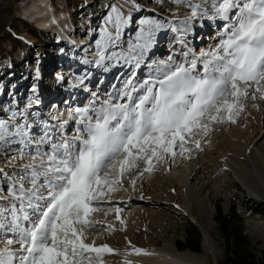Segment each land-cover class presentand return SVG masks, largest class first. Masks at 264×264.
Segmentation results:
<instances>
[{
    "label": "snow or ice",
    "instance_id": "snow-or-ice-1",
    "mask_svg": "<svg viewBox=\"0 0 264 264\" xmlns=\"http://www.w3.org/2000/svg\"><path fill=\"white\" fill-rule=\"evenodd\" d=\"M169 2L177 5L172 18L142 20L127 44L123 28L131 16L111 6L92 63L128 74L106 98L82 76L76 86L90 93L88 104L70 109L57 124L30 111L32 100L24 109H5L0 148L16 153L11 160L27 162L14 165L11 175L0 169V264H105L114 249L88 243L89 230L99 223L93 214L112 202L126 175L151 174L190 155L214 125L237 123L249 103L258 108L256 102L264 101V0ZM131 7L141 10L136 3ZM179 7L189 10L182 18ZM205 21L216 27L217 39L197 51L189 36ZM162 31H170L179 47L165 60H151ZM121 211L115 208L118 220Z\"/></svg>",
    "mask_w": 264,
    "mask_h": 264
},
{
    "label": "bare ground",
    "instance_id": "bare-ground-1",
    "mask_svg": "<svg viewBox=\"0 0 264 264\" xmlns=\"http://www.w3.org/2000/svg\"><path fill=\"white\" fill-rule=\"evenodd\" d=\"M11 1L13 0H2V4L0 5V33H2V26L8 28L11 26L10 23H5V21L9 20L8 16ZM52 1L53 0H38L33 6L28 7L27 10L25 9V12L23 11L24 16L22 19L31 23L37 30L47 32L50 35L56 34L60 39H65L64 41L67 40V43L71 40V42L78 44L75 46L76 49H79V51L84 50L80 55V61L78 63L70 56L72 52L69 51V47L63 52V56L65 57L67 54V61H72L73 65L69 68H59V66H57L56 72H58L57 75L60 76V78H58L61 81L59 80L60 83L58 86L55 81L53 86L51 84V95L49 97H53V99L51 100V98L42 95L40 83L41 76H31L30 72L26 69L19 78L15 74L17 64H15L14 61H12L11 65L10 62H6L8 68L3 72L1 71L3 61H1L0 57V89L4 91L9 88L8 91L11 93L12 100L16 102V105L18 104L17 109H24L29 103V100H32L33 104L30 111L39 112V119L43 120H48L45 119V115L48 117V114H43L41 110L42 106L47 104V101L51 104H55L56 101H54V99L56 100L60 93L62 95L63 92L61 89L63 88V91L65 90L67 94L76 93L75 90L81 87L76 86L79 77L88 76L89 79L92 78V80L95 81L99 76L105 75L106 81L109 82L113 77L116 79L118 76L117 73L121 71L118 69L117 71L111 70L108 72V75L104 74L103 71H99V68L92 63V61L96 59L95 52L91 53L94 49L91 46L89 47L87 40L82 41L77 38V30H75V32L73 31V33L70 32L72 27L70 21H65L63 12L53 8ZM125 7L131 11L133 10V14H138L139 12L131 7L130 3L125 2ZM102 11L103 9L100 8L96 10V13L100 14L101 12L102 16ZM94 22L97 21H91L89 18L87 21L83 22L82 28H86V26L90 27ZM207 25L208 24H205V26ZM205 26L203 29H205ZM35 42L39 41L33 38L31 39V37L28 40V44L35 45ZM73 43H71L72 46L74 45ZM25 49L26 48H24V50ZM49 53L51 54V51L46 54L41 53L39 57L42 55L47 56ZM63 53L61 52L60 55ZM31 56L29 57V59H31L30 64L34 59ZM25 61L26 60H23L20 65ZM57 64L58 62L55 65ZM85 66L86 68L83 69ZM94 66L97 68H95V70H98L95 73H93L95 71L93 70ZM44 68L47 69L48 66H44ZM71 69L72 72L70 73L69 71ZM38 70L44 72L40 65ZM27 73L31 76L28 81H26L27 77H29ZM66 74H69L68 78ZM119 74H121L120 82L122 79H125L128 73L125 69ZM56 80L58 81L57 78ZM20 82L23 83L21 87L19 86ZM29 82L32 83L31 86L28 87ZM62 83H65L63 88L61 87ZM26 86L29 90H27ZM53 87L54 90H52ZM117 87L119 88V83ZM12 88H14V92H12ZM33 88L36 89L35 92H33ZM24 89L26 90L24 91ZM46 89H48V87ZM25 98H27V102L23 103L25 106H21L20 100H24ZM36 99L39 100L38 106L35 103ZM66 101H68V99ZM70 102L71 100H69V103ZM1 103L2 107L7 108V105H4V101H1ZM256 103L259 105L258 108L252 107L251 103H249L246 111L241 114L245 115L244 117L249 116L250 118L248 117V119H253L254 121L250 123L255 126L253 132L246 131L243 133H250L254 139L251 142L244 141L245 143L242 145V148H244V155L238 154L239 152L233 148V145L237 141V139L234 138L236 135L233 130H236L234 129L235 127L241 128V122L243 120L238 119V122L234 124L225 122L223 124L214 125L215 130L211 131L207 137H204L205 140L203 139L204 142H202L204 145L201 149L196 150L193 148L190 155L186 153L185 156H177L172 164L169 162L161 165L158 169V174L153 178L150 184L144 186L143 190L135 194V200H133L132 196L122 195L121 192L114 193L112 202L102 205V210L93 214V219L96 221L101 220L99 216L103 213V209L105 207H111L112 209V214L109 212L107 217L101 220L102 223L103 221H106L105 223L111 221L109 225L111 224L112 230L109 231L107 227L103 235V240L97 245L107 244L114 249L113 254H105V264H125V262H127V264L219 263L221 251L216 247L212 234L217 228V221L215 218L217 213L215 200L217 196L215 187L218 186V183H221L222 179L225 180V183L232 179V182L235 181L242 185L249 197L264 202V101H257ZM19 105L20 108H18ZM44 107H46V105ZM11 108L13 107L11 106ZM2 110L0 109V112ZM67 115L68 113H64L63 115H58V117L62 121L67 119ZM259 141L262 143L259 144ZM10 154L6 153V155L9 156ZM14 154L16 153L14 152ZM171 165L172 171L168 172ZM8 166L6 169L9 168ZM11 167L12 169L10 171L12 172L14 170L13 163ZM137 174H139V170H133L129 178ZM123 184L124 187H127L125 191L131 188L127 186V177L123 180ZM130 194L133 195L132 193ZM222 196L225 201V209L227 210L232 204V200L241 198L242 194L237 191H225L222 193ZM127 198H131L129 202L124 201V199ZM115 208L122 209L119 214L120 218L124 217L125 219L130 216V223L134 222L137 225H134L131 229L117 227L113 220V217L116 216ZM132 210H135V212L133 213ZM190 223L196 226L204 235L205 241L201 252L195 251L188 246L184 248L180 245V240H186L188 234L187 229ZM248 228L251 232L259 231V233L264 236V223L260 220V217H251L248 222ZM92 234L93 228L89 230L88 243H90V236H92ZM134 248H139L143 252L149 253V255H137L133 251Z\"/></svg>",
    "mask_w": 264,
    "mask_h": 264
},
{
    "label": "rangeland",
    "instance_id": "rangeland-1",
    "mask_svg": "<svg viewBox=\"0 0 264 264\" xmlns=\"http://www.w3.org/2000/svg\"><path fill=\"white\" fill-rule=\"evenodd\" d=\"M37 2L38 0L11 1L9 16H8L9 20L5 21V23L6 22L10 23L11 26L9 28L2 26L1 27L2 33H0V57H1V61H3V66L1 71L4 72L8 68L6 62H10L11 65L12 61H14L15 64H17L15 74L19 78L20 76H22L24 70L26 69L27 71L30 72L31 76L37 75L38 72L39 76H41L40 83H41L42 95L51 98L49 97L51 95L50 89L53 86L54 81L57 83V86L60 83L59 82L60 76H58L57 75L58 72H56L57 66H59V68H69L71 67V65H73L72 61H67L68 60L67 54L65 57L63 56L64 55L63 52H65L67 47H69V51L72 52L70 56L72 57V59H75L76 63H78L80 61L79 60L80 55L81 53L84 52V50L79 51V49H76L75 47L78 44L71 42V40L70 41L68 40L70 43L69 42L67 43L66 42L67 40L64 41L65 39L64 40L60 39L58 35L56 34L50 35L47 32L39 31L35 27H33L31 23H28L24 21L25 19H22V17L24 16L23 13L25 12V9L27 10L28 7L33 6ZM125 2L130 3L131 5L133 3H136L140 5L141 10L138 12V14H133L132 13L133 10L131 11L125 7ZM51 3H53V5L52 4L51 5L55 10L63 12L65 21L68 22L70 21L72 27L70 26L71 31L70 30L69 31L73 33V31L75 32V30H77L78 32L77 38L81 39L82 41L87 40V43H89V47L91 46L94 49V51H92L91 53L94 52L96 53L97 41L101 40V28L104 27L105 19L110 13L111 6L121 7L125 15L131 16V20L128 26L124 27V31H123V41L125 44H127V42L129 41L135 40L136 33L139 27L141 26L142 20H146V19L163 20L165 18L170 19L172 18L171 12L177 11V5L174 3H170L169 0H53ZM1 4H2V0H0V5ZM100 8L103 9L102 16H101V12L100 14L96 13V10ZM188 11L189 10L187 8L179 7L178 15L182 18L187 14ZM89 18L91 19V21H97V22H94L90 27L86 26V28H82L83 22L87 21ZM205 24H208L207 25L208 27L205 26V29H203V27H200L198 24L195 25L196 27H194L193 29L194 35L189 36V39L192 41V46L195 47L197 51H199L200 48H207L209 45L214 44L217 39V37L215 39L217 32L216 27L208 21L207 22L205 21L204 25ZM172 36L173 34L170 31H162L158 34L157 41L154 44L151 52L149 53V57L151 60H156V61L165 60L170 54H172L174 48L179 47L177 45H173ZM30 37L31 39L32 38L36 39L39 42H35V45L28 44V40L30 39ZM71 43L74 44L73 45L74 47L71 45ZM37 44L38 46L35 48ZM24 48L26 49L24 50ZM50 51L51 54L49 53V55L47 56L42 55L41 57H39L41 53L46 54L47 52ZM61 52L63 54L60 55ZM30 56L34 58L32 60L33 62L31 63L32 65L30 64V60H31L29 59ZM23 60L26 61L22 65H20V63L23 62ZM57 62L58 64L55 65ZM39 65L43 68L44 72L38 70ZM44 66H48V68L45 69ZM85 68L86 66L83 69ZM95 68L96 67L94 66L93 70H95ZM117 69L121 71L125 70V68L122 67H115V68H111L108 72H110L111 70L117 71ZM141 70L143 71H140L139 75L141 78H144L147 75V69H141ZM70 71H72V69ZM97 71L98 70H95L93 73ZM99 71L101 72L103 70L99 68ZM121 71L117 73L118 76L116 79L115 77H113V79L109 82L106 81L105 79L106 76L104 75V76H99L95 81L92 80V78L87 79L84 81V83L87 84L92 91H96L98 87L101 95V99H104L106 98V93L115 91V88L118 86V83H119V87L122 85L124 79H122L119 82L121 78V74L119 73ZM108 72L103 71V73L106 75H108ZM27 74L29 77H27L26 81H28L29 78L31 77L29 73ZM56 78L58 79V81L56 80ZM100 81H103V83L102 84L99 83ZM31 83L32 82L28 83V87L31 86ZM113 85H115V88H113ZM19 86L20 87L23 86V83L20 82ZM63 86H65V83H62L61 87L63 88ZM47 87L48 89H46ZM8 89L9 88H7V90L5 89L4 91L0 89V107H2L1 101L2 102L4 101V105H7V108L4 107L0 108L1 110L3 109L0 112V117H4V118H6L8 115V112H6L5 109H9V110L17 109L18 106V104L16 105L15 104L16 102L12 100L11 93L8 91ZM13 89L14 88L11 89L12 92L15 91ZM63 89H61L63 92L62 95L60 93L58 98L56 100L54 99V101H56L55 104H51L49 101H47L48 105L45 104L46 107H44L45 105H43V108L40 107L41 110L43 111V114H48V117L50 118L49 119L45 115V119H48L53 124H57L61 121L58 115L60 114L63 115L64 113H68L70 109L76 107H84L85 105L88 104V101L91 98L90 93L85 92L83 90V86L75 90L76 93L73 92L72 94L70 93L67 94L65 90L63 91ZM25 90L26 89H24V91ZM27 90L29 89L27 88ZM52 90H54V87ZM25 99L20 100L21 106L25 102ZM52 99L53 98H51V100ZM67 99L68 101H66ZM69 100H71L70 103ZM20 105L18 108H20ZM11 106L13 108H11ZM52 116H55L57 119L51 120ZM244 116L245 115H240V117L238 118L239 120H243L241 122L242 123L241 128L235 127L234 129L236 130H233L234 134L236 135V137L234 136V138L237 139V141L233 145L234 146L233 148L236 149L237 152H239L238 154H243V155H244L243 152L244 148H242V145L243 143H245L244 141L251 142L252 140H254L253 136L250 135V133L249 134L246 133L243 134V133L246 131L253 132L255 130V126H253L250 123L251 121L253 122L254 120L248 119L249 116L248 117H244ZM68 124L70 125L67 126V131L71 133L74 127V121H69ZM203 139L201 140V148L204 145V143L202 144V142H204L205 139L204 140ZM260 143L262 142L259 141V144ZM5 153H6V149L0 148V168L3 169L5 172L9 173V175H11L12 173L10 171L12 169L11 167L12 163L14 166L27 162L21 160L13 161L11 160V157L16 154H14V152L8 151L7 154L12 153L9 156L6 155ZM170 162L171 164L173 163V161ZM7 166L9 167L8 169H6ZM159 167H161V165H158L156 170H154L151 174L145 173L143 176L137 174L129 178L131 174V172H129L126 175V177L128 182L127 186L131 187L130 188L131 192L130 189L125 191V188L127 187L126 186L124 187V184H123V188L121 189L123 192L121 190L119 192H121V194L124 196H130V197L132 196L133 200H135L136 199L135 194H137L138 191L143 190L144 186L150 184L153 178L158 174ZM170 169H168V172L172 171V165L170 166ZM126 177L124 178V180L126 179ZM133 180H135L134 188L132 185ZM4 186L6 188V185ZM215 190L217 196L215 200L217 206V213L215 216L217 221V228L213 231L212 234L216 247L218 248L219 251H221V257L218 264H241L244 257L247 259V264H264V236L261 233H259V231L251 232L248 228V222L251 219V217L254 216L260 217V220L264 223V202H260L252 197H249L248 193L244 190L242 185L238 184L235 181L232 182V179L227 183H225V180L222 179L221 183L220 184L218 183V186L215 187ZM224 190L227 192L237 191L242 194L241 198L232 200L233 202L227 210L225 209V201L222 196V193L225 192ZM130 193H132L133 195H131ZM130 199L131 198H127L124 199V201L129 202ZM109 208L111 207H105L103 209V213L99 216L101 220L105 219V217H107L109 212H111L110 214H112V211H108ZM135 210H132L133 213L135 212ZM130 219H131L130 216L126 217L125 219L124 217L120 218L119 220L116 219V216L113 217L116 226L123 227V229L126 228L131 229L134 225H137L134 222L130 223ZM101 220H97L99 223H97L96 226L93 227V234L92 236H90L91 237L90 243H92V241L95 240V244L98 245V243H100L101 240H103V235L105 234L109 222L111 221L107 223H105L106 221L105 222L103 221L102 223ZM121 221H123V223H121ZM226 225H228L229 230L232 229L238 230L240 234V240H238L239 241L238 243L236 239H232V236L229 235V232L226 231L225 229ZM187 232L188 234L186 240L185 239L180 240V245L184 248H187L188 246L195 251L201 252V249L205 241L204 235L198 230L196 226L192 225V223H190ZM237 247H239L240 249L238 250Z\"/></svg>",
    "mask_w": 264,
    "mask_h": 264
},
{
    "label": "trees",
    "instance_id": "trees-1",
    "mask_svg": "<svg viewBox=\"0 0 264 264\" xmlns=\"http://www.w3.org/2000/svg\"><path fill=\"white\" fill-rule=\"evenodd\" d=\"M226 231L227 232H229V235H231L232 236V239H236V241H237V243L239 242L238 240H240V234H239V232H238V230L236 229V230H234V229H232V230H229V228H228V225H226ZM238 248V250L240 249L239 247H237ZM237 250V251H238ZM244 257V256H243ZM242 257V258H243ZM243 263H245V264H247V259L244 257L243 258V260H242V263L241 264H243Z\"/></svg>",
    "mask_w": 264,
    "mask_h": 264
}]
</instances>
